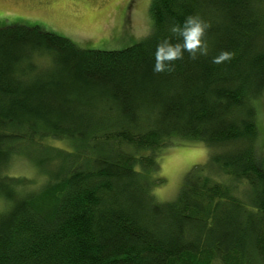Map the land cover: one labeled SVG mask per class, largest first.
I'll return each mask as SVG.
<instances>
[{"label": "trees", "instance_id": "16d2710c", "mask_svg": "<svg viewBox=\"0 0 264 264\" xmlns=\"http://www.w3.org/2000/svg\"><path fill=\"white\" fill-rule=\"evenodd\" d=\"M149 12L151 33L122 50L0 27V264H264V0H151ZM189 17L207 25V54L155 71ZM175 140L209 158L159 203L158 153ZM19 159L41 178L10 174Z\"/></svg>", "mask_w": 264, "mask_h": 264}, {"label": "rangeland", "instance_id": "374dc122", "mask_svg": "<svg viewBox=\"0 0 264 264\" xmlns=\"http://www.w3.org/2000/svg\"><path fill=\"white\" fill-rule=\"evenodd\" d=\"M151 0H0V27L39 26L69 39L83 50H122L141 42L152 30ZM259 158L264 165V96L258 101ZM69 148L63 141L54 142ZM210 151L198 141L175 140L158 153L163 183L152 194L159 203L174 201L187 174L207 163ZM9 173L41 178L25 159L11 163Z\"/></svg>", "mask_w": 264, "mask_h": 264}, {"label": "clouds", "instance_id": "9594fccd", "mask_svg": "<svg viewBox=\"0 0 264 264\" xmlns=\"http://www.w3.org/2000/svg\"><path fill=\"white\" fill-rule=\"evenodd\" d=\"M207 25L200 21L198 18L189 17L185 21L183 29L174 28L173 31H179L183 36V46H173L170 44L161 45L156 53V65L154 70L161 72L165 70V61H174L182 58L183 52H189L195 58L197 52L201 55L207 54V45L204 42L205 30ZM232 56L229 52H223L218 58L214 59V63H220L230 59Z\"/></svg>", "mask_w": 264, "mask_h": 264}]
</instances>
